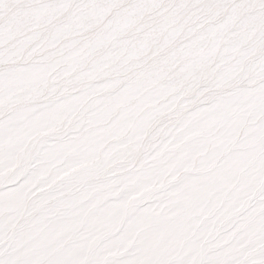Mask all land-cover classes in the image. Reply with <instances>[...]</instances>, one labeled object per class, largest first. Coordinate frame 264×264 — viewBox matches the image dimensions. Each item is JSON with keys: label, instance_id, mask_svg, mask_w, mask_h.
<instances>
[{"label": "snow or ice", "instance_id": "6c2138e0", "mask_svg": "<svg viewBox=\"0 0 264 264\" xmlns=\"http://www.w3.org/2000/svg\"><path fill=\"white\" fill-rule=\"evenodd\" d=\"M0 264H264V0H0Z\"/></svg>", "mask_w": 264, "mask_h": 264}]
</instances>
